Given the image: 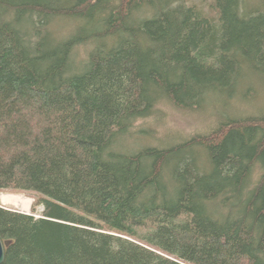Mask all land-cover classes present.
<instances>
[{
  "label": "trees",
  "instance_id": "1",
  "mask_svg": "<svg viewBox=\"0 0 264 264\" xmlns=\"http://www.w3.org/2000/svg\"><path fill=\"white\" fill-rule=\"evenodd\" d=\"M213 3L0 0V194L39 196L0 207L3 264H264V107L133 146L264 89V0Z\"/></svg>",
  "mask_w": 264,
  "mask_h": 264
},
{
  "label": "rangeland",
  "instance_id": "2",
  "mask_svg": "<svg viewBox=\"0 0 264 264\" xmlns=\"http://www.w3.org/2000/svg\"><path fill=\"white\" fill-rule=\"evenodd\" d=\"M188 3L192 6L194 5L198 11L202 12L203 15L210 16L212 18L217 19L218 12H216L213 0H187ZM254 85V91L252 93L247 94L246 92L243 95V99H235L232 102L230 101V106H224V98H216V101H212L210 105L214 104V106H218L215 111L210 110V107H202V109L197 110V112H181L177 109L171 108V106L162 107L163 110L158 112L154 117L148 119L147 121H139L137 123V127L135 128V132L137 133L140 129H145V131H150L151 135L148 134L145 136H135V142L133 146H140L142 144L147 143L151 138L152 142L159 143L160 145L170 141L172 145L174 143H181L180 141H186L190 139V137L198 136L200 134H206L203 132H198L199 129L204 130L208 129V125L212 122L220 121L221 119H229L233 118H243L248 115H257L261 111H263L264 107V89L259 87L257 82L252 80ZM260 88V89H259ZM249 97V98H248ZM262 106V107H261ZM206 109V110H205ZM202 113L204 115H202ZM214 116H213V115ZM215 117L217 119H215ZM215 127V126H214ZM213 127V128H214ZM212 128V129H213ZM173 137L169 139V137ZM153 136V137H152ZM155 136V137H154ZM149 137V138H148ZM162 142V144H161ZM3 195H13L20 196L26 200L31 201V206L28 211L23 210L22 208H18L12 205H4L1 201V197ZM39 196L31 193H23L20 195H15L7 192H3L0 194V207L10 210H15L17 212L23 214H32L31 209L35 200H38ZM36 212L33 213L36 218L41 217V213L43 212V208L41 206H37Z\"/></svg>",
  "mask_w": 264,
  "mask_h": 264
},
{
  "label": "bare ground",
  "instance_id": "3",
  "mask_svg": "<svg viewBox=\"0 0 264 264\" xmlns=\"http://www.w3.org/2000/svg\"><path fill=\"white\" fill-rule=\"evenodd\" d=\"M1 201L4 205H12V206H16L18 208L20 207L25 211H28L30 209V206H31L30 200H26L20 196L3 195L1 197Z\"/></svg>",
  "mask_w": 264,
  "mask_h": 264
},
{
  "label": "water",
  "instance_id": "4",
  "mask_svg": "<svg viewBox=\"0 0 264 264\" xmlns=\"http://www.w3.org/2000/svg\"><path fill=\"white\" fill-rule=\"evenodd\" d=\"M5 245L0 239V264H3V260L5 259Z\"/></svg>",
  "mask_w": 264,
  "mask_h": 264
}]
</instances>
